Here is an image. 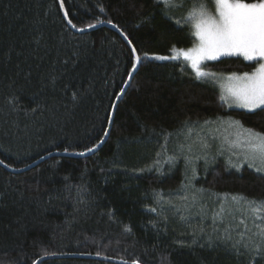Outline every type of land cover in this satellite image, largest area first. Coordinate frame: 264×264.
Here are the masks:
<instances>
[{"label": "trees", "instance_id": "obj_1", "mask_svg": "<svg viewBox=\"0 0 264 264\" xmlns=\"http://www.w3.org/2000/svg\"><path fill=\"white\" fill-rule=\"evenodd\" d=\"M65 13L75 29L116 25L140 67L99 150L51 156L19 173L0 165V264H34L64 254L141 264H248L247 257L232 254L231 245L259 229L247 206L231 197L264 200V173L231 158L237 170L225 156L200 163L193 178L184 163L169 159V136L183 123L220 115L264 134V107L231 109L184 59L152 56H171L173 47L196 42L191 24H177L158 0H0V160L23 168L51 152H87L106 133L135 55L116 30L79 33ZM203 66L245 73L258 62L229 56ZM65 85L80 91L78 101ZM195 191L209 208L195 205ZM222 205L225 213L214 223ZM241 219L251 229L243 238ZM225 228L232 234L227 244L216 239ZM208 235L213 247L201 248ZM40 264L117 263L70 257Z\"/></svg>", "mask_w": 264, "mask_h": 264}, {"label": "snow or ice", "instance_id": "obj_2", "mask_svg": "<svg viewBox=\"0 0 264 264\" xmlns=\"http://www.w3.org/2000/svg\"><path fill=\"white\" fill-rule=\"evenodd\" d=\"M158 3L163 4L168 9L182 7L183 4H176L174 0H158ZM215 14H209L206 11V6L202 0H194L191 10L183 20H177L176 23H191L194 29L193 34L197 37L198 43L188 49H171L172 56L157 55L156 60H178L181 57L188 62L190 67L195 72L196 78H208L213 80L216 78L215 73L204 71L201 67L204 61L217 60L221 56H242L247 61H257L258 67L252 72H245L241 75L232 73L226 78V85H223L225 91L220 96L221 101L231 105H236L249 111L264 107V0H253L248 3L245 0H214ZM61 7L63 4L61 3ZM67 16V13L65 14ZM68 23L75 28L76 25L68 20ZM89 28L94 25L89 24ZM83 31V29H79ZM135 48L132 49L135 54ZM147 56V54H145ZM139 62L140 57H135ZM135 69V65L133 66ZM131 76V73H129ZM53 84H55V77ZM65 90L71 91V99L78 101L80 91L72 90L69 85H65ZM123 91V90H121ZM207 123V122H206ZM235 130L228 135L234 136V139H229L228 135L224 136V143L227 148L221 147L219 153L223 155L226 151L240 149L245 162H248L249 167H253L256 161H259L260 166L256 167V171L264 170V134L254 132L251 129H243L239 121L229 122L228 129ZM207 148L208 145H203ZM183 148V145H181ZM191 150V146H189ZM67 151V149H65ZM87 151H93L92 148ZM79 155L83 156L81 152ZM172 159L171 157L169 158ZM229 164L232 167L238 165L233 164L229 157ZM3 164V161H0ZM193 178L195 177V169L192 170ZM231 200L235 204L243 202L247 206V211L251 213L254 227L259 230L252 233L248 240H240L232 243L233 255L239 260L240 257H247L248 264H257L264 258V228H260L255 223L260 220L264 223V216L260 213L264 212V200L248 199L242 196H232ZM155 211V209H152ZM225 213V208L222 205L220 211L214 218H222ZM228 215H232L231 212ZM240 224L244 225L243 231L238 234L243 238L247 233L251 232L244 220H240ZM239 227V225L237 226ZM255 237L256 239H253ZM213 237L208 235L207 244H200L201 248L213 247ZM216 239L221 240L225 244L232 240L231 231L228 228L224 229L223 236H217ZM182 246L191 247V244L197 243L195 239L191 244L180 242ZM243 249V251L241 250ZM35 264V262H34ZM124 264H127L125 261ZM132 264H140L138 259H134Z\"/></svg>", "mask_w": 264, "mask_h": 264}, {"label": "rangeland", "instance_id": "obj_3", "mask_svg": "<svg viewBox=\"0 0 264 264\" xmlns=\"http://www.w3.org/2000/svg\"><path fill=\"white\" fill-rule=\"evenodd\" d=\"M174 2L176 4L182 3L183 6L173 8V9H168L166 7L165 8H166L167 12L169 13V16L174 18L176 21L177 20H183V18L186 17L188 12L191 10L192 5L194 3V0H174ZM202 2L206 6V11L209 14L214 15L215 14L214 0H202ZM193 31H194V29H193ZM195 38H196V42L190 48L194 47L198 43L196 36H195ZM177 49H180V48H177ZM186 49H188V48H186ZM171 54L173 55L172 52H171ZM152 56L155 57V56H157V54H153ZM162 56H170V55H162ZM232 56H235V55H232ZM223 57H229V56H221L220 58H223ZM240 57H242V56H240ZM181 59H183V57H181ZM209 61H215V60L204 61L203 64L201 65V67L204 71H207L210 73H215L216 78L213 80H209L208 78H201V80L215 86V88H217L221 92V95H222L225 91L223 85H226V83H227L226 78L228 75H230L232 73H225V72L212 71V70L205 69L203 65H204V63L209 62ZM248 62H255V61H248ZM236 74L241 75L243 73H236ZM225 104L231 109L248 110L245 108L238 107L236 105L229 106V104H227V103H225ZM256 109H258V108H256ZM256 109H253V110H256ZM234 121H239L240 124L242 125L243 129H251L254 132L261 133L259 131H256L252 128L245 126L239 119H237L233 116L224 117V116L220 115V116L212 117V118L205 119L202 121L186 122L185 124L183 123L180 128L175 130L169 136V150H168L169 156L170 157L173 156L175 162L180 161L181 163H184V166H185L187 173L191 176H193V172H192L193 169H195V174H198L199 168H200V163H202L204 166H206V165L212 164L216 159H219L220 157L229 156L230 158L233 159V161L242 162L239 164H248V162L244 161L243 155H242L240 149H234L231 151H226L223 155H221L218 151V149H220L221 147L227 148V144L224 143V136L228 135V133L233 132L235 130V126H233L232 129H228V132H225V129L228 128L229 122H234ZM261 134H263V133H261ZM228 138L234 139V136L228 135ZM181 145H183V148H181ZM203 145H208V147L205 148V147H203ZM189 146H191V150H189ZM259 166H260L259 161H256L252 168L256 169V167H259ZM261 172L264 173V170H261ZM191 188L192 187H190V186L187 187V189L189 191L191 190ZM195 193H196L194 195L195 196V203H198L195 205L204 206L205 208H209V207L205 206L204 204L199 203L201 193L199 191H195ZM181 198L183 199L184 197H181ZM184 200L187 201V199H184ZM186 203L193 204V202L190 200H188ZM191 206L192 205H190V207ZM224 208H227V207H224Z\"/></svg>", "mask_w": 264, "mask_h": 264}, {"label": "water", "instance_id": "obj_4", "mask_svg": "<svg viewBox=\"0 0 264 264\" xmlns=\"http://www.w3.org/2000/svg\"><path fill=\"white\" fill-rule=\"evenodd\" d=\"M62 4H63V2H62ZM65 18H66V21L68 23V20H69L68 16L65 15ZM69 26L72 29H74L75 31L79 32V33L86 32V31H90V30L96 29V28L101 27V26H107L109 28H112V29L116 30L122 36V38L125 40V42L129 45V47L131 49L134 48L133 45H132V43L130 42V40L124 34V32H122L116 25H114L112 23L103 22V23H100V24H98V25H96L94 27L83 29V31H80L79 29L73 28L70 24H69ZM134 55L136 57V56H138V53L135 51V54ZM140 63H141V59L139 60V62L136 61L135 69L132 70L131 76H129L127 82L125 83L124 88L122 89L123 91H121L120 95L118 96V98L116 99V101L114 103V106H113V109H112V113H111V116H110V121H109V124H108V128L106 130V133H105L102 141L96 147L93 148V151H91V152H89V151L83 152L84 153L83 156H81L79 154H70V153H65V152L62 153V152L55 151V152H51V153L46 154L45 156H43V157L39 158L38 160H36L35 162H33L32 164H30V165H28L26 167H23V168H13V167L8 166L4 162H3V164H0V165H2L4 168L8 169L11 172L19 173V172H24V171H26V170H28V169L36 166L37 164H39L40 162H42L43 160H45L46 158H49L51 156H56V155H70V156L85 157V156H88L90 154H93L94 152H96L97 150H99L103 146V144L105 143V141L108 138V135L110 133V129H111V126H112V122H113V118H114V114H115L117 105L123 99V97H124V95L126 93V90H127L128 86H129L130 82L132 81L133 77L135 76V74L137 73V71H138V69L140 67ZM0 161H2V160H0ZM70 257L97 259V260L108 261V262H113V263H117V264H124V262H125V261L120 260V259H115V258H110V257H103V256H97V255H88V254H64V255H49V256L41 257L40 259H38L35 262V264H40L43 260H47V259H50V258H70ZM127 264H132V262H127Z\"/></svg>", "mask_w": 264, "mask_h": 264}]
</instances>
